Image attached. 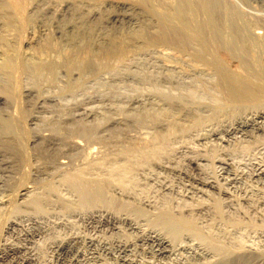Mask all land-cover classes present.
<instances>
[{
    "label": "bare ground",
    "instance_id": "6f19581e",
    "mask_svg": "<svg viewBox=\"0 0 264 264\" xmlns=\"http://www.w3.org/2000/svg\"><path fill=\"white\" fill-rule=\"evenodd\" d=\"M243 2L244 0H0V173H2L0 183L8 186L15 184L13 192L0 200L1 207L11 208L14 200L25 197L29 192L30 195L51 192L52 185L54 187L66 185L83 192V195L96 197L93 203L104 201L103 199L111 192L116 193V189L123 193L127 192L126 183L130 174L144 167L160 165L161 158L167 155V149L166 151L163 149L165 142L173 140L170 138L175 135L177 129L182 133L188 131L191 133L194 130L198 136H202L201 138L213 137L219 139V143L220 140L225 142L227 136L231 138L234 134H247L252 129L262 130L264 0L261 2L262 8L259 12L246 10ZM140 51H149L151 57L145 60L138 59L136 53ZM133 66L144 69L152 66L178 74V78L182 80L180 90L176 87L178 93H174L173 88L168 91L154 85L149 88L150 83L146 87L144 82H139L141 87L127 84L130 93L124 94L123 91L118 93V97L127 99L136 96L140 98L148 94L158 100L154 98L155 102L151 103L152 109L164 105L166 112L161 114L150 112L146 104L140 105L139 101V106L137 104L138 107L132 109V114L119 111L122 114L119 120L104 117L106 121H103V125L100 123L95 127L82 128L93 132L90 134H100L99 137L85 140L86 144L80 141L84 139L85 134H90L76 128L70 129L65 125L51 127L49 130L53 134L48 137H45V134L39 138L36 137L39 135L37 133L32 135L36 140L42 141L39 142L37 149L44 152L51 146L52 149L54 147L51 149L53 154L52 151L47 153L48 156L52 154L50 157L46 156L47 163L53 164L59 160L60 164L57 166L67 164L71 169L64 170V173L51 165L54 170L48 172L50 166L47 168V165H37L40 163L38 161L36 165L33 163L35 159L31 160L29 149L31 144L22 141V132L26 124L29 127L30 120L37 114H34L35 109L48 108L45 100L49 96H46L50 95L53 85L58 84L55 77L59 73L63 77L61 80L67 85L59 96L67 97L77 95L80 83L101 82L104 74L109 75L115 70ZM165 75L162 80L169 82L172 77ZM120 76L122 77H105L102 86L125 89L127 77H123L122 74ZM105 89L101 90L99 94L101 97L109 95L110 89L108 88L109 91ZM180 119L188 120L186 123L190 122L189 126H182L183 121L181 125ZM118 123L123 124L103 132L107 124ZM165 127L167 133L160 136ZM149 129L154 131L152 138L148 134ZM55 139L68 146H77V143H81L80 145L83 144L85 147L78 146L76 151L69 152L66 147L65 149L62 145L58 146L57 142L53 141ZM95 144L100 145V148L102 145L108 151L114 147L119 153L113 154L114 152L109 153L107 150L108 153H103L105 149L101 150L104 158L102 161V158L100 159L101 162L97 161L100 164L96 165L97 162L88 158V152L95 150ZM165 165L161 167L165 168ZM257 174L264 175V169H259ZM229 175L226 180L231 184L234 177L233 174ZM32 181L40 182L42 185H36L37 188L31 190ZM194 182L207 188L215 185L199 179H194ZM46 185L50 187L47 188ZM86 202L85 205L88 206V201ZM164 212L166 213L157 216L154 223L148 224L150 229L139 227L140 242L143 241L160 255L176 256L184 235L190 233L193 236L196 231L195 228L190 230V225L189 227L184 223L175 222L167 210L164 209ZM133 216L135 217L126 216L127 220H124L132 228L137 229L138 226L134 227V224H137L136 221L140 220L141 215L135 213ZM197 232L196 235L200 233ZM202 237L203 235L198 238L202 241L199 245L205 243L209 247L208 250L211 248L219 255L212 264H257L260 257L258 251L252 250V247L244 248L241 244L230 241H212ZM128 247L129 245L125 244L119 249L125 252ZM59 250L63 254L67 249L61 246ZM197 250L195 248V251ZM188 251L190 252V249ZM117 256L119 258L120 255ZM126 261L134 263L136 260ZM146 261L145 259L144 263H147Z\"/></svg>",
    "mask_w": 264,
    "mask_h": 264
},
{
    "label": "rangeland",
    "instance_id": "374dc122",
    "mask_svg": "<svg viewBox=\"0 0 264 264\" xmlns=\"http://www.w3.org/2000/svg\"><path fill=\"white\" fill-rule=\"evenodd\" d=\"M261 2L262 0H244L242 5L250 12L252 10V12H259V9L262 8ZM148 52L140 51L136 53V57L140 60L149 59L151 55H149ZM128 69L115 70L114 73L112 72L114 75L112 73L109 75L108 73L104 74V76H102V80H104H101L102 83L100 81L80 83V89L77 91V95L67 97L59 96L65 91L64 89L67 88L66 83H63L61 80L63 79L62 74L59 73L55 77V82L58 84H54L49 93L53 96L47 95L46 97H50H48V99L45 97V104L48 105L46 106L49 111L47 109H35L34 114H37L30 120L29 127L26 124V128H24L22 132V141H25L26 144H31L29 146L30 157L32 161L35 159V162L33 161L35 165L37 163L36 161H38L40 163H37V165H47V168L50 166L47 170L48 172L52 169L54 170V168L62 170L63 172L64 170L71 169V166L69 168L67 164L57 166L60 164L59 160H56L53 164L47 163V153L52 151L54 147L52 149V146L50 148L47 146L48 151L40 152L37 148L39 142L42 141L39 139L36 140L35 136H32L36 135V133L37 135L39 134L36 136L37 138L43 136V134H45V137H48L53 134L52 131L50 132L51 127L65 125L70 129L72 127L90 134L93 132L85 129L82 130V128H88L89 126L95 127L100 125V123L103 125L106 119L112 117L116 120L118 118L119 120V118L121 119L122 117L120 112L123 111L125 114H132V109L138 107L140 103V105L146 104V108L149 109L150 112L161 114V112L167 111L164 105L160 107L156 106L158 107L157 109H152L153 105H151V103L158 100L155 97L154 100V98H152V96L150 97L148 94H144L142 95L143 97L141 96L140 98H136V96L132 99H127L118 97V93L119 91H123L124 94L130 93L127 84L141 87L142 85L139 82H144L146 87L149 86V88L151 86L153 87V85L166 91L173 88V92L178 93L182 81L178 78V74L173 71L156 69L152 66L145 69L143 67L133 66ZM124 72H127V74ZM121 74L124 75L123 77H127V81L124 84V86H126L125 89L119 90L114 86H108L110 89L109 91L107 87H105V89L104 86H102L103 82L106 80L105 77H122L120 76ZM165 74L173 78H170L171 82L162 80V77L166 76ZM148 83L150 84L148 85ZM176 87H179V90ZM102 89L108 90L109 95L101 97L99 94ZM139 101L140 103L138 104ZM117 113L119 114L117 115ZM59 118H61L63 122H60L59 120L61 119ZM187 121L188 120L180 119V124L182 122L183 125H181L187 127L190 123H186ZM121 124L123 123L115 125L107 124L108 126L106 125L103 128V132L105 133ZM262 128V130L252 129L253 131L251 130L247 134H234L231 138L227 136V140L225 142L220 140V143L219 139H214L213 137L207 136L206 139L204 137L201 138L202 136H198V134H196L197 132L194 130L191 131V133L190 131H188L189 133H182L179 132L181 131L180 129H177L175 135L170 138L173 140L165 142L166 145L163 149L165 151L167 149V155L165 154V156L161 158L158 167L156 165H154V167H144L130 174L131 176L129 179L131 181L128 179V182L127 180V183L125 182L128 191L123 193L121 190L116 189V193L111 192L108 195L109 198L106 197V199H103L105 202L101 200L102 203L98 200V202H96V197L92 198L91 195H83V192L66 185L59 187H54V185L50 187V185H46L48 186L47 188H51V192L44 194L35 193L34 195H30L31 193L29 192L25 197L14 200L10 205L11 208L8 206L6 207L7 209H4L5 207L3 206L4 208H2L0 205V209L2 208L0 210V264H124L125 262V264H140L141 261V264H147L149 262H151L149 264H209V262L212 264L219 258V255H217L214 250H211V248L208 250L209 247L206 246L205 243L199 245L202 241L198 238L202 235L205 239L212 241H230L231 243L241 244L244 248L252 247L251 249L258 251L260 255L257 264H264V175L257 174L259 169H264V126ZM162 130L163 133H161L160 136L167 133V127ZM147 131H149L148 134L151 137L147 135L152 138L154 131H152V129ZM99 135L85 134L84 136L86 139L85 137H83L84 139L80 138V142L86 144L87 142L85 140L88 141L90 138L99 137ZM53 141L57 142L56 144L58 146L62 145V147H66L69 152L76 151L78 146L85 147V145H80L81 143L77 142H75L78 144L77 146H68L62 143V141L56 139ZM95 145L94 151L86 149L87 151L89 150L88 158L90 160L92 158V161L95 163L103 160V153L105 152H114L113 154L119 153V150L114 147V149L109 148L108 151L107 148H103L102 145L101 148L99 147L100 145ZM101 150L104 152L102 151V153ZM51 153L53 154V151ZM52 154H49L48 157ZM59 156L61 157V155ZM162 163L164 165L166 164L165 168L161 167L164 166L161 165ZM1 174L2 173H0V175ZM229 174H233L232 177H234L231 184L226 180V177L230 176ZM132 175H134V177ZM194 179L210 182L212 184L214 183L215 185L213 184L214 187L208 188L201 187L194 182ZM11 185L12 186L2 185V183H0V200L4 197H8L10 192H13L12 189L15 188V184ZM30 185V189L34 190L37 186H41L42 184L32 181ZM197 186H199V188ZM122 196L126 198L123 197V199ZM93 199H95V203H93ZM80 200L81 202H79ZM86 201H88V206H86ZM127 201L130 204L127 203ZM99 204L100 206H98ZM164 209L165 211L167 210L168 214L170 213L169 215L172 216L175 222L184 223L186 226L190 225V230L195 228L194 230L196 232H200H197L199 235H196V232L193 230V232H195L193 236L190 233L185 234V237L183 236L184 238H182L180 242V245L182 244L180 250L176 251V256L175 254L171 255V258L169 256L168 258L167 256L160 255L157 251L158 254H156L155 249H152L146 243L144 244L143 241L140 242L141 232L139 227L143 229L149 227L146 229H150L148 224L154 223L157 216L161 213H166ZM162 210L163 212H161ZM132 212L141 215L140 220L136 221L137 224H134V227L138 226L137 229L132 228L126 222V216L135 217ZM218 214H220V216ZM151 231H153V229H151ZM187 243L191 248L187 246ZM125 244L129 245V251L126 250L125 252H121V248L119 249V247ZM135 245L138 246L135 247ZM192 245L196 246L193 247ZM61 246L67 249L63 254L59 250ZM147 247H150L149 250H147ZM142 248L145 249L142 250ZM195 248L200 251H195ZM92 249L94 250L92 251ZM188 249H190V252ZM144 251L146 252L144 253ZM151 251L155 253L154 256ZM213 251L215 254H212ZM115 252L119 253L116 254ZM177 253L179 255H177ZM182 253L185 256L181 255ZM117 255H120L121 258L120 256L118 258ZM162 256L165 258L163 259ZM122 257L125 260H123ZM142 258L144 261L146 259L147 263H144ZM178 258L182 262L178 260ZM127 259L136 261L130 263L126 261Z\"/></svg>",
    "mask_w": 264,
    "mask_h": 264
}]
</instances>
